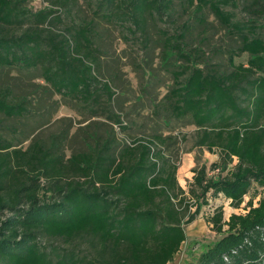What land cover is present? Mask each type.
<instances>
[{
  "label": "trees",
  "instance_id": "16d2710c",
  "mask_svg": "<svg viewBox=\"0 0 264 264\" xmlns=\"http://www.w3.org/2000/svg\"><path fill=\"white\" fill-rule=\"evenodd\" d=\"M29 1L0 0V72L39 70L55 92L125 129L109 106L114 91L96 72L100 49L93 22L68 23L53 8L33 11ZM174 1L97 0L96 14L148 40L150 24L162 21ZM179 1L193 7L200 20L209 9L238 38V53L249 58L236 63L235 51L229 53L231 70L203 67L198 49L187 50V26L175 33L159 29L162 58L176 67L157 108L195 125L197 146L220 152L222 162L211 169L225 170L236 159L233 170L209 176L205 164L194 167L188 197L177 178L179 164L166 154L171 136L156 134L121 146L107 137L67 157L65 135L16 148L0 119V214L9 213L0 218V264H167L186 240L183 224L209 203V193L223 194L239 207L252 189L260 196L250 198L245 213L227 220L222 206L208 213L207 222L224 234L189 264H264V26L259 23L264 0H241L248 14L242 19L226 9L238 7V0ZM60 23L65 27L56 31ZM28 104L10 87L0 90L4 117L29 115ZM188 202L196 210L185 221ZM42 234L71 246L49 248L41 244ZM78 237L86 239L88 250L73 245Z\"/></svg>",
  "mask_w": 264,
  "mask_h": 264
},
{
  "label": "rangeland",
  "instance_id": "374dc122",
  "mask_svg": "<svg viewBox=\"0 0 264 264\" xmlns=\"http://www.w3.org/2000/svg\"><path fill=\"white\" fill-rule=\"evenodd\" d=\"M238 1V7L228 6L226 9L232 11L237 19L247 18L243 3ZM56 2L58 0H31L28 7L33 11L53 8L57 11L56 14L61 15L68 23L93 22L95 42L100 49L96 72L100 82L109 83L114 91L109 106L126 128L123 129L120 123L106 115H95L89 108H85L82 102L55 92L41 77L39 70L4 67L0 72V90L10 87L16 97L26 98L29 103L30 113L22 118H6L0 114L5 134L13 140L16 148H27L35 139L49 143L54 136L63 134V151L68 157L74 152L88 151L96 142L107 137H112L116 145L121 146L151 139L156 134L171 136L166 154L179 164L177 178L188 197L191 196L188 190L193 181L194 167L205 164L209 176H225L233 170L236 159L229 163L225 170L211 169L213 163L222 162L220 152L197 146L198 129L195 125L188 121L171 119L161 106L157 108L173 85L172 71L176 67L174 64L168 66L162 58L159 29L175 33L180 32L184 25L187 26V50L198 49L197 58L201 59L200 65L203 67L231 70L229 53L235 51L236 63L247 62L249 55L238 53V38L231 36L209 9L203 11V18L200 20L193 7L175 0L172 10L162 21L150 24L148 40H145L140 33L131 34L122 24L102 19L97 15V0H74L67 5ZM259 23L264 26V16L259 18ZM27 26L14 31L20 33ZM64 27L65 25L60 23L55 29L61 31ZM43 182L45 183V180ZM254 193L252 189L239 207L232 205L231 200L223 194L215 197L209 193V203L202 205L192 222L183 224L186 240L167 264L197 262L201 253L224 234L218 233L207 222L205 217L208 213L219 206L223 207L226 220L232 213H245L248 201ZM254 196L255 200H258L260 195ZM191 201H195V198ZM195 210L196 205L190 204L185 221ZM3 214L9 213L0 214V218ZM40 242L49 248L54 246L64 249L71 246V243L61 237L53 238L43 234L40 236ZM73 245L81 250H88L84 237L76 238Z\"/></svg>",
  "mask_w": 264,
  "mask_h": 264
}]
</instances>
